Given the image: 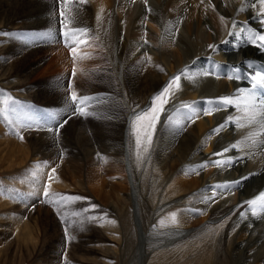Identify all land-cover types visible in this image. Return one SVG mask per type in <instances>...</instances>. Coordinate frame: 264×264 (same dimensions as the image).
Masks as SVG:
<instances>
[{
	"label": "bare ground",
	"instance_id": "bare-ground-1",
	"mask_svg": "<svg viewBox=\"0 0 264 264\" xmlns=\"http://www.w3.org/2000/svg\"><path fill=\"white\" fill-rule=\"evenodd\" d=\"M61 12L63 26L59 22ZM66 24L83 31L77 32ZM30 28L39 32L37 40L34 37L29 43L21 40L20 43L17 37ZM68 28L75 31L73 33H83L84 38L91 37L88 45L96 51L98 49L92 57L84 54L87 59L79 61L78 65L74 59L78 67L76 73L74 70L76 83L101 79L106 83V94L110 96L114 93V81L123 79L142 110L148 103L152 106L155 96L171 83L173 77L181 76L180 87L173 84L169 90L170 100L149 151V157H186L177 159L178 163L174 159L165 169L156 168L162 174L160 181L166 184V192L171 187L175 191L172 190L173 193L184 195L168 198L166 205H162L166 199L157 201V206L162 203L158 210L166 209L157 217L156 207L151 213L152 218L155 216L158 220L175 210L172 216H167L180 229L161 231L158 228L159 235L156 236L162 238V234L174 232L185 236L190 234L191 239H195L203 236L211 225L213 227L225 219L227 227L216 243V254L222 242L227 250L219 257L217 254L214 264H264V211L258 205L253 215L248 204H242V201L256 198L259 192L264 191V89L257 88L253 93L247 79L238 82L224 78L228 74L235 75L233 66L239 69L241 76L253 75L257 70L264 75V50L248 40L249 35L264 34V5L259 0H0V33L9 34L0 36V109H3L8 122H16L13 119L19 111L16 107L24 102V98L31 101L51 99L56 104L55 113L62 108L70 109V103L60 94L61 87L49 82L56 81L55 76L38 80L40 84L32 80L36 82L30 84L31 76L40 69L45 58H34L39 49L33 51L30 46L44 49L47 44L55 43L60 31ZM210 45L214 48L210 49ZM47 49L45 54L49 52L52 57L49 63L45 62L47 65L44 63L46 68L43 67L45 69L39 73L40 76L59 74L68 68L71 70L72 62L66 49L60 45ZM79 52L83 54L81 50ZM11 59L16 60L19 68L9 64ZM93 67L99 71H92ZM84 69L86 72L82 71ZM239 88L247 92L238 97V106L215 110L213 105L204 103L232 96ZM249 93L252 99H249ZM112 96L113 100L118 99ZM132 110L126 112L130 115L124 116L126 122L138 113ZM126 122L125 130L129 126L125 128ZM220 124L224 127L219 132L214 131ZM233 144L236 147L220 153L221 149ZM229 157L233 158L230 163L227 162ZM217 160L221 161L220 165L213 163ZM35 166L41 171L42 165ZM115 168L113 172L118 174L121 170ZM190 171L196 177L190 178ZM245 176L248 178L239 182ZM233 181L239 183L234 184L232 190L223 188ZM149 183L152 184V180ZM216 185L222 187L214 194L212 189ZM126 186L119 185L118 188L121 192L128 190L129 194L120 193L119 198L116 195L123 205H127L132 196ZM164 193L161 195L165 196ZM193 209L200 212L201 223L190 218ZM202 221L205 227L210 226L200 231Z\"/></svg>",
	"mask_w": 264,
	"mask_h": 264
},
{
	"label": "rangeland",
	"instance_id": "rangeland-1",
	"mask_svg": "<svg viewBox=\"0 0 264 264\" xmlns=\"http://www.w3.org/2000/svg\"><path fill=\"white\" fill-rule=\"evenodd\" d=\"M67 26L69 24H66ZM69 27L78 29L75 26ZM65 31L73 35L72 45L64 42L62 33ZM65 31H60L55 43L47 44L49 47L46 45V48L40 49L38 46H30L33 51L39 49L34 58H47H44L40 69L34 71L29 83H35L34 80L38 83L55 76L56 81L49 82L61 87L60 94L70 103V109L62 108L55 113L56 104L51 99L31 101L24 98L25 103L22 101L23 104H17L16 109L19 111L13 118L16 122H8L3 109H0V264H214L217 254L219 257L221 252L225 253L227 250L222 242L216 254V243L227 227L225 219L213 227L211 225L203 236L195 239H191L190 234L185 236L174 232L164 233L162 238L156 236L158 228H161V231L180 229L175 227L168 217L172 216L175 210L168 212V216L166 214L155 220L161 214L159 212L166 209L158 210L162 203L157 206L156 202L166 199L162 204L166 205L168 198L175 199L180 194L173 193L171 187L166 192V184L160 181L162 174L158 169H165L171 166V161L176 160L178 163L179 159L186 157H149L159 121L170 100L169 92L161 98L164 101V111L159 115L152 142L149 144L146 133L151 131L148 127L153 117L151 109L160 101L151 107L148 103L143 108L148 111L137 121L136 116L141 114V104L136 103L133 92L128 90L123 79L114 81V93L110 96L106 94V83L101 79L76 83L73 80L78 68L75 63L78 61V65L79 61H85L89 55L94 56L93 53H97L98 49L96 51L88 45L91 37L84 38L83 33H73L75 31L69 28ZM38 35L39 32L30 28L17 39L29 43L34 37L37 40ZM57 44L66 49L74 69L71 66V70L68 68L65 72L48 74L47 77L41 75V78L39 73L44 72L46 63H49L52 57L49 52L45 54L46 49L56 47ZM84 54L89 55L85 57ZM11 60L9 64L19 68L16 60ZM18 68L15 69L18 71ZM91 70L93 71L94 67ZM96 70L99 71V68L94 71ZM82 71L86 72L85 69ZM38 75L40 77L37 79ZM127 85L129 86L128 82ZM73 92L76 93L78 101L85 96L90 98L85 101L86 115L73 114ZM112 95L120 100H113ZM132 109L138 113L126 122L125 117H130L126 112ZM65 120L67 122L57 134L55 127ZM125 122V128L129 125L126 130ZM15 126L17 128H14ZM33 134L34 137H30ZM137 140L140 141L139 146ZM34 164L42 165L41 171L36 170ZM115 167L118 171L121 170L118 174L113 172ZM190 172V178L196 177L193 171ZM155 177H158L156 181ZM151 180L152 184L149 183ZM102 183L107 187L101 185ZM119 185H127L132 195L127 205L118 202L120 193L129 194L128 190L121 192ZM134 186L135 191L132 189ZM163 193L165 196L161 195ZM116 202L118 204H115ZM153 208L158 210L154 218L151 215ZM199 213L193 209L189 216L200 222L202 217ZM201 225L203 226L200 231L207 227L204 222ZM257 226L255 229L260 236Z\"/></svg>",
	"mask_w": 264,
	"mask_h": 264
},
{
	"label": "snow or ice",
	"instance_id": "snow-or-ice-1",
	"mask_svg": "<svg viewBox=\"0 0 264 264\" xmlns=\"http://www.w3.org/2000/svg\"><path fill=\"white\" fill-rule=\"evenodd\" d=\"M81 2H83V0H81ZM259 2L261 3V5H264V0H259ZM59 22L63 26V24H64L63 12H61ZM233 23L235 26V22H233ZM75 31L79 32V31H83V30L82 29H76ZM7 35H9V34L8 33H0V36H7ZM230 35H232V33H230ZM62 38L66 44L72 45L74 37L71 33H68V32L62 33ZM248 40L253 44V46H255L261 50H264V34L256 33V34L249 35ZM257 41H259V43H257ZM209 47H210V49L214 48V46H212V45H210ZM73 51H75V48H73ZM232 72H234L235 75L228 74L224 78H226L228 80L235 79L238 82L241 80L247 79L251 83V88H252L253 93L255 92V90L257 88L264 89V75H262L260 70H257L255 72V74L250 75V76L249 75L241 76V75H239V69L237 67L233 66ZM205 75H208V73H206ZM216 75H217V78H220L219 74H216ZM180 79H181L180 75L173 77L171 83L166 85L163 88V90L160 93H158L155 96V99L152 101L153 104H156L157 101H160V103L156 107H153L151 109V111L153 113V117H152L151 122L148 125V127L151 131L146 133L147 140H148L149 144H151V142H152V136L155 133L156 123L159 120V115L162 111H164V101L161 98L166 96V94L169 92V90L171 89L173 84H175L177 87H180V85H179ZM246 92H247L246 89L239 88L234 92V94L232 96H224V97L217 98L216 100H206V101H204V103L213 105L215 110L227 109L228 107L238 106V104H239L238 97H240L242 94H245ZM248 95H249V99H252V94L249 93ZM89 99H90L89 97L85 96V97H82L78 101L76 93L73 92L71 95V100L74 104V107L72 110L73 114L78 113L81 116L86 115L85 101H89ZM147 111H148V109H142L141 114L136 116V120L139 121L140 119H142V114L147 112ZM204 114H209V113H204ZM227 119L228 118H226V120ZM66 122H67L66 120L62 121L61 123H59L58 126L55 127L57 134L59 132V129L61 127H63L64 123H66ZM229 123H230V121H229ZM223 127H224V124H220L217 126V128L214 131L219 132ZM21 138L23 139V137H21ZM139 144H140V141L137 140V145L139 146ZM234 147H236L235 144L231 145L229 148L221 149L220 153H225ZM145 151H147V148H145ZM213 155L214 156L218 155V153H213ZM232 159L233 158L229 157L227 162L230 163L232 161ZM213 163L216 165H220L221 161L217 160V161H214ZM205 166H208V165L205 163ZM53 171H55V170L53 169ZM247 178H248L247 176L241 177V181H239V182H242L244 179H247ZM239 182H236V181L229 182L228 184L224 185L223 188L230 191V190H232L233 185L237 184ZM221 187H222L221 185L213 186L212 190H213L214 194L216 193V190L220 189ZM45 194H47V193H45ZM244 203L248 204L253 215L256 214V209H257L258 205L261 208V210L264 211V191L259 192V194L256 196V198H253V199H250L247 201H242V204H244Z\"/></svg>",
	"mask_w": 264,
	"mask_h": 264
}]
</instances>
